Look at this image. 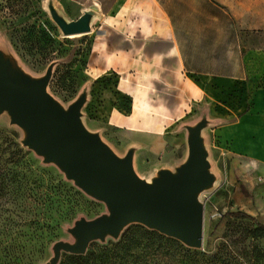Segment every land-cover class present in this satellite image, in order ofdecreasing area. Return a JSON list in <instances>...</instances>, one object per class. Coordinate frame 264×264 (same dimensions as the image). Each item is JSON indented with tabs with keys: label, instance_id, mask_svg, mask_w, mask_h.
I'll return each mask as SVG.
<instances>
[{
	"label": "rangeland",
	"instance_id": "1",
	"mask_svg": "<svg viewBox=\"0 0 264 264\" xmlns=\"http://www.w3.org/2000/svg\"><path fill=\"white\" fill-rule=\"evenodd\" d=\"M53 13L66 22L83 15L73 6L62 8L57 0H0V54L11 83L18 80L31 91L46 82L40 105L65 114L78 112L80 128L117 160L127 159L132 174L145 184L178 175L189 157L190 134L198 130L210 176L208 186L194 195L203 213L202 243L189 247L130 221L116 235L105 231L89 240L81 254L63 250L61 245L78 244L75 230L79 224L108 217L112 210L77 184L61 162L47 161L36 145L29 144L28 132L3 110L0 264H84V258L98 257L129 239H141L146 230L189 249L188 257L171 250L173 258L185 264H264V230L258 228V224L264 226V164L235 156L228 143L220 144L215 130L230 123L232 115L213 122L221 106L212 109L205 102L197 103L199 90L188 83V77L176 74L173 60L146 61L145 46L124 43L125 30L116 27V22L107 23L105 14L90 21L87 34L64 37ZM246 40L251 42L247 47L264 52V32ZM253 71L257 78L252 88L264 89L261 61ZM15 146L22 151L16 155L18 165L4 164L16 153ZM2 168H12L15 177L2 182ZM22 175L24 180H20ZM10 177L29 188V196L23 190V195L12 196L17 182L9 181ZM228 212L246 213L256 224L224 217ZM75 257L81 259L73 261Z\"/></svg>",
	"mask_w": 264,
	"mask_h": 264
},
{
	"label": "crops",
	"instance_id": "2",
	"mask_svg": "<svg viewBox=\"0 0 264 264\" xmlns=\"http://www.w3.org/2000/svg\"><path fill=\"white\" fill-rule=\"evenodd\" d=\"M57 1L76 12L105 14L107 23L116 22L125 30L124 43L145 46L146 61L173 60L176 74L188 77L199 90L197 103L221 106L213 122L232 115L230 123L215 130L220 144L228 143L235 156L264 164V89L252 88L257 63L264 68V52L247 47L251 42L245 41L264 32V0Z\"/></svg>",
	"mask_w": 264,
	"mask_h": 264
},
{
	"label": "water",
	"instance_id": "3",
	"mask_svg": "<svg viewBox=\"0 0 264 264\" xmlns=\"http://www.w3.org/2000/svg\"><path fill=\"white\" fill-rule=\"evenodd\" d=\"M96 16L89 9L77 20L66 22L52 14L64 37L87 34L90 21ZM17 82L11 83L0 54V112L8 111L12 122L30 135V145H36L47 161L61 162L77 184L106 202L112 210L108 217L79 224L75 230L78 244L61 245L63 250L81 254L89 240L105 231L116 235L130 221L140 222L189 247L201 245L203 213L194 195L208 186L210 176L198 130L190 134L189 157L178 175L168 176L164 182L145 184L132 174L127 159L117 160L80 128L78 112L65 114L48 104L40 105L46 82L31 91Z\"/></svg>",
	"mask_w": 264,
	"mask_h": 264
},
{
	"label": "trees",
	"instance_id": "4",
	"mask_svg": "<svg viewBox=\"0 0 264 264\" xmlns=\"http://www.w3.org/2000/svg\"><path fill=\"white\" fill-rule=\"evenodd\" d=\"M15 147L17 150L16 153L10 154V157L4 161V164H9L11 166L18 165V158H16V155H22V151L18 146ZM1 170L3 171L1 175L2 182H5L8 176L15 177L16 175L10 172L12 168L10 170H8V168H2ZM10 179L9 181L12 183L17 182L14 178L10 177ZM21 179H25L23 175L20 180ZM22 190L24 195L29 196L30 189L25 186L23 187L21 182L18 181L17 187L12 191L11 195L13 196L17 193L23 195V192H21ZM64 201L68 202L67 199ZM224 217L246 219L256 224L254 218L243 212H228L224 214ZM258 228L264 230V226L259 224ZM117 246L118 247H114L115 249H106L104 253L98 257L84 258L82 260H85L84 264H185L178 259H174L171 250L184 254V257H188L186 255L190 252L189 249L175 240L147 230L142 233L141 239H129L125 245L119 244ZM71 259L77 262L81 258L75 257Z\"/></svg>",
	"mask_w": 264,
	"mask_h": 264
},
{
	"label": "bare ground",
	"instance_id": "5",
	"mask_svg": "<svg viewBox=\"0 0 264 264\" xmlns=\"http://www.w3.org/2000/svg\"><path fill=\"white\" fill-rule=\"evenodd\" d=\"M14 74V73H13ZM16 75V74H15Z\"/></svg>",
	"mask_w": 264,
	"mask_h": 264
}]
</instances>
